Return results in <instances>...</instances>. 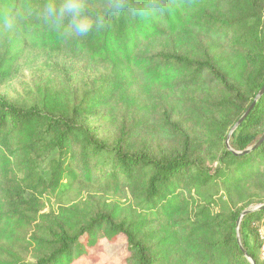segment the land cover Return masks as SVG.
Segmentation results:
<instances>
[{"label":"trees","instance_id":"1","mask_svg":"<svg viewBox=\"0 0 264 264\" xmlns=\"http://www.w3.org/2000/svg\"><path fill=\"white\" fill-rule=\"evenodd\" d=\"M46 2L0 0L17 17L0 28V92L31 53L110 76L31 103L0 93V264H74L120 237L127 264H251L237 235L263 264L264 208L238 220L264 205V140L246 152L264 136V0H157L72 39Z\"/></svg>","mask_w":264,"mask_h":264},{"label":"rangeland","instance_id":"2","mask_svg":"<svg viewBox=\"0 0 264 264\" xmlns=\"http://www.w3.org/2000/svg\"><path fill=\"white\" fill-rule=\"evenodd\" d=\"M108 76L109 68L105 66H92L84 61L66 59L61 55L31 53L19 63L17 73L1 88L0 93L14 102L31 103L36 99L39 89L55 87L58 90L77 91L87 87H98ZM100 127L111 129L110 126L101 123ZM71 198L75 199L74 196ZM56 206L57 203L52 201L47 210L55 209ZM259 234L263 245L264 225L260 227ZM261 250L260 258L264 264ZM91 254V257L81 258L74 264H127L130 257L125 237H120L115 244L103 241L91 250ZM22 256L26 258V253H22Z\"/></svg>","mask_w":264,"mask_h":264},{"label":"clouds","instance_id":"3","mask_svg":"<svg viewBox=\"0 0 264 264\" xmlns=\"http://www.w3.org/2000/svg\"><path fill=\"white\" fill-rule=\"evenodd\" d=\"M157 0H102L101 10L94 11L91 0H47L43 8V19L59 30L64 39L86 37L95 29L103 30L110 17L125 12L129 15L148 16L160 10ZM17 17L5 11L0 18V28L4 31L16 26Z\"/></svg>","mask_w":264,"mask_h":264},{"label":"water","instance_id":"4","mask_svg":"<svg viewBox=\"0 0 264 264\" xmlns=\"http://www.w3.org/2000/svg\"><path fill=\"white\" fill-rule=\"evenodd\" d=\"M263 92H264V88H263V89L260 91V93L257 95V98H256V99H258V98L262 95ZM255 101H256V100H255ZM251 108H252V107H251ZM251 108H250V109H251ZM250 109H249V110H248V111L242 116V118H241V119L236 123V125L233 127V129H232V131H231V133H230V135H229V137H228V140H227V142H226V145H227V147H228L229 150H232V149L230 148V146H229V140H230L231 135H232L233 132L237 129V127L241 125L242 121H243V120L246 118V116L248 115ZM263 140H264V136H263V138L261 139V141H260L256 146L252 147L251 149L247 150L246 152H249V151H251V150L257 148ZM235 153H236V152H235ZM263 208H264V205H259V206L252 207V208H249V209H247V210H244V211L242 212V214H241L239 220H238V227L240 226L243 217H245L248 213H251V212H254V211H257V210L263 209ZM237 238H238V241H239L240 247H241V249H242L243 252H244L245 257L249 260V262H250L251 264H256V262H255L252 258H250V257L248 256L247 252L243 249V247H242V245H241V243H240V237H239V235H237Z\"/></svg>","mask_w":264,"mask_h":264},{"label":"built area","instance_id":"5","mask_svg":"<svg viewBox=\"0 0 264 264\" xmlns=\"http://www.w3.org/2000/svg\"><path fill=\"white\" fill-rule=\"evenodd\" d=\"M260 238H262L261 235H260ZM261 249H262L261 250L262 251V256L264 257V244L262 245Z\"/></svg>","mask_w":264,"mask_h":264}]
</instances>
